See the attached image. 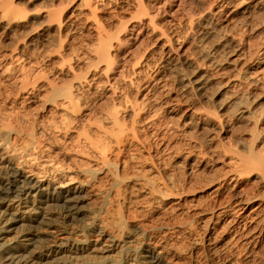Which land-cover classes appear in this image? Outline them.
<instances>
[{"label":"bare ground","instance_id":"6f19581e","mask_svg":"<svg viewBox=\"0 0 264 264\" xmlns=\"http://www.w3.org/2000/svg\"><path fill=\"white\" fill-rule=\"evenodd\" d=\"M0 264H264V0H0Z\"/></svg>","mask_w":264,"mask_h":264},{"label":"rangeland","instance_id":"374dc122","mask_svg":"<svg viewBox=\"0 0 264 264\" xmlns=\"http://www.w3.org/2000/svg\"><path fill=\"white\" fill-rule=\"evenodd\" d=\"M160 165H164L163 167H165L167 170H169L171 172L172 177L179 179V177L181 176L182 168L178 163H176L174 161V159L172 157H165L164 162L161 163ZM190 198L191 197L186 196V197H184V201H189V200H191ZM179 238L183 243H186L187 240L184 236H179Z\"/></svg>","mask_w":264,"mask_h":264}]
</instances>
